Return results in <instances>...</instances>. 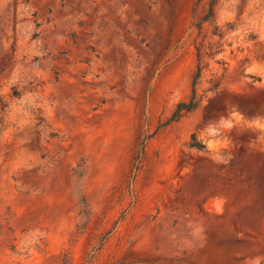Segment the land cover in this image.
Instances as JSON below:
<instances>
[{"label": "rangeland", "instance_id": "374dc122", "mask_svg": "<svg viewBox=\"0 0 264 264\" xmlns=\"http://www.w3.org/2000/svg\"><path fill=\"white\" fill-rule=\"evenodd\" d=\"M205 2L0 0V264H264V130L196 141L264 118V0Z\"/></svg>", "mask_w": 264, "mask_h": 264}, {"label": "clouds", "instance_id": "9594fccd", "mask_svg": "<svg viewBox=\"0 0 264 264\" xmlns=\"http://www.w3.org/2000/svg\"><path fill=\"white\" fill-rule=\"evenodd\" d=\"M233 110V113L230 115H220L217 119L209 120L204 127L199 130L200 134L196 135V141L204 146L203 150H207L210 154V158L217 164H227L231 160L232 157L226 155L220 149L218 141H220L226 133H231L235 130L240 122L247 120V127L250 130H264V118L259 116L246 118L244 114L238 110V107L234 105ZM190 150L192 152L203 151L194 147H191Z\"/></svg>", "mask_w": 264, "mask_h": 264}, {"label": "trees", "instance_id": "16d2710c", "mask_svg": "<svg viewBox=\"0 0 264 264\" xmlns=\"http://www.w3.org/2000/svg\"><path fill=\"white\" fill-rule=\"evenodd\" d=\"M201 2L202 0H197L198 5L201 4ZM217 2L218 0H206L200 12L196 14V10H194V13H193V16H194L193 18L195 19L194 26L198 30H201L205 23H209L214 20V13H215L214 10H215V6ZM195 55H196L197 65H196L195 73L193 75V80H192V95L187 103L181 102L177 105L169 121L178 120L182 112H189L193 110L197 105V101L195 100V86H196L198 79L201 77V72L203 69V66L201 64L205 56L206 57L211 56L213 55V53L212 52L205 53L202 48V45H198L195 47ZM189 147L200 149L201 145H199L196 141H193V143H191Z\"/></svg>", "mask_w": 264, "mask_h": 264}]
</instances>
